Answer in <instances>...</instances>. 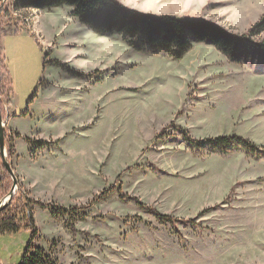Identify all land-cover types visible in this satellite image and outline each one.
<instances>
[{"label": "rangeland", "instance_id": "rangeland-1", "mask_svg": "<svg viewBox=\"0 0 264 264\" xmlns=\"http://www.w3.org/2000/svg\"><path fill=\"white\" fill-rule=\"evenodd\" d=\"M116 1L205 20L245 42L234 58L192 42L175 61L95 33L70 6L0 4L13 13L1 39L3 110L13 101L19 118L8 127L24 137L27 181L11 164L16 193L49 205L32 206L34 246L50 264H264V153L187 140L238 137L264 150V32L249 34L264 0ZM25 137L49 145L34 159ZM30 240L25 230L0 235V264H20Z\"/></svg>", "mask_w": 264, "mask_h": 264}, {"label": "trees", "instance_id": "trees-1", "mask_svg": "<svg viewBox=\"0 0 264 264\" xmlns=\"http://www.w3.org/2000/svg\"><path fill=\"white\" fill-rule=\"evenodd\" d=\"M14 2V7L17 10L50 11L64 5L70 6L73 8L72 16L78 18L83 25L95 33L101 36L119 35L138 52L147 48L154 54L164 53L175 61L181 60L192 49V42L213 45L218 51L230 58H234L240 45L245 42L244 38L230 34L205 20H181L171 16L154 18L129 10L116 0H14ZM14 14L16 13L14 12ZM12 23L13 13L9 11V8H0V68L5 63L1 39L7 35L6 29L11 27ZM253 28L249 33L250 35L256 31H258L257 34L264 32V16ZM53 63L60 65L57 61ZM3 92L0 81V108L5 119L8 115L3 110ZM187 136V133L184 132V137L188 138ZM19 137L18 134L15 135V139ZM187 140L197 149L208 148L213 153L224 155H229L237 149H242L257 158H261L264 153V150H260L251 142L238 137L225 136L203 141ZM5 144L8 145V157L11 160L12 151L14 152V137L5 135ZM48 145L46 141L35 142L37 150L45 149ZM4 170L0 156V191L3 188L7 189L6 179L10 177ZM18 194L19 196L16 193L18 199L13 198L11 204L0 213V235H16L21 230L29 231L31 240L20 264H50L44 251L34 246L39 233L32 209L33 205L48 209L49 205L30 201L26 197L23 198L19 191ZM14 201H16L17 206L13 209ZM53 217H55L54 212ZM159 217L162 220L168 219L166 216Z\"/></svg>", "mask_w": 264, "mask_h": 264}, {"label": "water", "instance_id": "water-1", "mask_svg": "<svg viewBox=\"0 0 264 264\" xmlns=\"http://www.w3.org/2000/svg\"><path fill=\"white\" fill-rule=\"evenodd\" d=\"M6 1L7 0H0V4L4 5V3ZM6 110H8L7 107H6ZM7 115H8V113H7ZM7 124H8V120H6V118L4 119L2 112H1V108H0V156L2 159V165L5 169V171L11 177L12 182H13L12 188H11L9 194L0 200V213L3 212L11 204V201H12L13 197L15 196L18 185H19L17 178L15 176V173L11 167V163H10V160L8 157V152H7V148H6V144H5V130L7 128Z\"/></svg>", "mask_w": 264, "mask_h": 264}, {"label": "crops", "instance_id": "crops-1", "mask_svg": "<svg viewBox=\"0 0 264 264\" xmlns=\"http://www.w3.org/2000/svg\"><path fill=\"white\" fill-rule=\"evenodd\" d=\"M2 51H3V48H2ZM14 96H12L11 98H13ZM12 102L13 101H11L10 100V102H9V104H10V107H9V110H8V114H9V119H8V126H9V123H10V121H14V120H16L17 118H19L14 112H13V109H12ZM7 126V127H8ZM8 128H10V127H8ZM11 129V128H10ZM11 131H13L14 132V135H16V134H18L20 137L18 138V139H15V136H14V152H13V156H12V159H11V164H12V166H13V169H14V171H15V173L19 176V177H21V179L24 177V178H26L24 181H27V176H26V174L25 173H23L22 172V170H21V166H20V162H21V156H19L18 155V145H17V142L16 141H18V140H20V139H22V138H24L18 131H14V130H12L11 129ZM25 141L26 142H32V143H30V145L32 146V149L33 148H35V142H38V141H33V140H31V139H29V138H26L25 137ZM47 148V147H46ZM43 150H45V149H42V150H38L37 152H33V150L31 151V153H33L32 155H29V157H33L34 159H36L41 153H43ZM23 176V177H22ZM23 182V181H22ZM25 183V182H24ZM28 189V191L30 192V186H29V188H27Z\"/></svg>", "mask_w": 264, "mask_h": 264}, {"label": "built area", "instance_id": "built-area-1", "mask_svg": "<svg viewBox=\"0 0 264 264\" xmlns=\"http://www.w3.org/2000/svg\"><path fill=\"white\" fill-rule=\"evenodd\" d=\"M9 136L11 137V136H13L12 134L10 135V133H9Z\"/></svg>", "mask_w": 264, "mask_h": 264}]
</instances>
